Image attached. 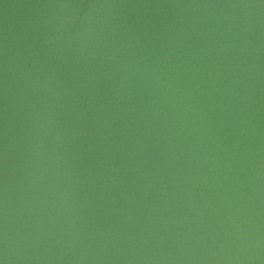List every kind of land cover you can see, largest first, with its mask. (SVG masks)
<instances>
[{
    "label": "water",
    "instance_id": "95a60500",
    "mask_svg": "<svg viewBox=\"0 0 264 264\" xmlns=\"http://www.w3.org/2000/svg\"><path fill=\"white\" fill-rule=\"evenodd\" d=\"M0 264H264V0H0Z\"/></svg>",
    "mask_w": 264,
    "mask_h": 264
}]
</instances>
